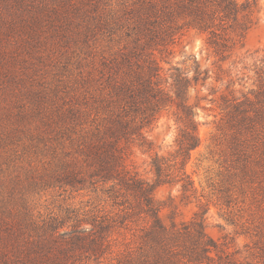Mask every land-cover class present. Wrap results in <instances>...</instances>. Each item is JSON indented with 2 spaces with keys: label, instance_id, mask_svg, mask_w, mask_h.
Returning <instances> with one entry per match:
<instances>
[{
  "label": "rangeland",
  "instance_id": "374dc122",
  "mask_svg": "<svg viewBox=\"0 0 264 264\" xmlns=\"http://www.w3.org/2000/svg\"><path fill=\"white\" fill-rule=\"evenodd\" d=\"M73 1L76 9L59 32L45 29L32 46L18 44L17 33L0 38V239L15 222L28 226L52 216L69 230L80 219L92 236L104 227L100 252L83 253V264H118L139 251L142 220L127 217L128 203L113 204L101 187L90 186V143L114 106L102 62L118 48L106 31H92L91 2L108 9L125 0ZM255 1L256 25L224 61L204 34L184 29L160 62V84L171 97L175 74L197 73L185 98L199 143L183 160L191 187L160 183L154 197L166 224L203 221L218 252L209 264H264V119L239 131L226 115L236 103L251 114L264 112V0ZM160 112L143 129L150 148L133 140L124 151L128 170L150 184L157 183L155 157L172 175L181 166L173 161L177 109ZM68 170L82 183H63Z\"/></svg>",
  "mask_w": 264,
  "mask_h": 264
},
{
  "label": "trees",
  "instance_id": "16d2710c",
  "mask_svg": "<svg viewBox=\"0 0 264 264\" xmlns=\"http://www.w3.org/2000/svg\"><path fill=\"white\" fill-rule=\"evenodd\" d=\"M77 4L73 0H0V38L17 33L22 47L32 46L45 29L59 32L61 23L71 17ZM106 9V10H105ZM92 31H106L118 48L102 65L111 85L109 102L114 105L104 123L98 126L90 143V186L123 205L127 217L142 220L139 251L129 252L118 264H209L211 253L218 255L204 230L202 220L189 223H164L159 215L160 204L154 189L160 183L181 182L183 191L191 187L184 159L199 143L198 122L185 98L192 79L175 74L171 83L173 97L160 84L163 57L170 54L171 45L181 32L196 30L205 35L206 44L220 61L228 58L237 42L243 40L257 23L255 0H125L119 5L100 8L91 2ZM47 27V28H46ZM17 44V45H18ZM5 48L1 47L0 55ZM175 106L179 133L173 155L178 174L172 175L165 162L155 157L153 167L157 183H148L128 170L125 164V144L138 140L149 147L143 129L158 121L160 111ZM115 107V109H114ZM230 122L241 127L264 119V112L248 113L242 104H233L226 112ZM263 117V118H262ZM164 163V164H163ZM72 170L65 171L63 183H82ZM78 177V178H77ZM123 198L118 201V198ZM78 224L64 229L56 217L31 221L28 226L10 224L0 239V264H83V253L100 252L101 231L96 236ZM227 259V254L224 255ZM225 261L224 264H228ZM218 264H221L219 262Z\"/></svg>",
  "mask_w": 264,
  "mask_h": 264
}]
</instances>
